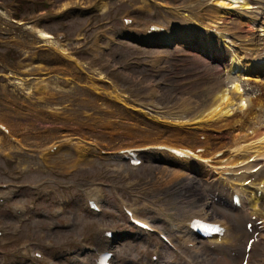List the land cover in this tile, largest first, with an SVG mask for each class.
I'll list each match as a JSON object with an SVG mask.
<instances>
[{"label": "rangeland", "instance_id": "rangeland-1", "mask_svg": "<svg viewBox=\"0 0 264 264\" xmlns=\"http://www.w3.org/2000/svg\"><path fill=\"white\" fill-rule=\"evenodd\" d=\"M95 1L23 0L18 6L16 0H0V119L4 118L3 123L10 126L12 136L22 144L0 134V156L4 151V155L9 154L15 160L11 163L4 157L3 165L0 157V183L17 182L8 178L5 172L21 175L19 182L53 180L70 165L72 159L78 157L75 146L81 139L89 147V155L80 168L74 169L72 176L61 182L84 185L87 178L84 187L88 186V189L95 179L109 184V188L102 189L103 212L100 214L83 212L78 188L71 191L74 199L66 209L72 221L69 227H63L60 219L49 215L55 198L35 202L34 194L23 190L17 195L19 200L34 203L36 207L30 221L23 224L16 235L12 233L9 237L15 242L24 239L39 241L41 225L56 223L60 227L49 233L54 241L63 244L71 237L77 240L89 239L90 236L97 250L101 246L97 245L95 230L103 225H112L125 232L126 238L117 247L116 264H144L146 255L155 247L161 251L157 264H264V223L260 224V216L251 212L250 207L233 210L225 185L204 189L200 196H193L195 199L189 205L197 207L204 204L210 218H222L232 226L230 241H201L198 250L185 251V257L179 258L155 237L148 240L137 232L134 234L125 223L111 197V188H116L130 203L136 204L140 215L159 228L168 229L170 224L160 209L167 210L174 203H181L188 196L187 188H199L200 185L195 174L188 187L183 185L186 180L183 177L169 181V176L160 172L163 165L159 156L144 155V164L138 168L98 158L99 148L114 150L162 140L190 144L188 140L184 142L180 135H165L162 127L155 128L156 124L131 107L125 108L112 96V92L118 90L130 105L134 97L145 100L147 84L160 79L164 84L154 99L158 106L172 105L181 97L199 101L207 92L204 86L209 84L211 71L222 69L225 60L206 48L196 33L188 40L170 43L166 47L139 45L137 36L135 39L124 31L122 15L132 14L138 22L156 21L168 26L171 22L180 23V17L158 9L147 0H103L104 7L93 14L89 8ZM193 1L176 0V4L187 8ZM89 19L94 21V30L88 25ZM34 26L51 35L53 41H58L57 45L64 48L67 56L56 52L52 44L34 32ZM97 28L109 31L116 43L97 52L87 49L86 43L96 40ZM75 34L79 40H73ZM60 36L63 37L61 41L58 40ZM102 41L107 43L104 39ZM157 53L166 57L160 65H163V70L155 73L145 63ZM74 56L81 69L72 62ZM134 60L139 64H133ZM116 65L119 66L117 70ZM96 68L98 72L94 71ZM185 77L188 78L182 80ZM38 81L45 84L43 89L36 90ZM93 84L98 90L91 86ZM191 131L197 137V132ZM222 134L213 130L207 132L212 138ZM54 143H60L62 150L49 155L47 162H42L39 159L41 149ZM44 185L51 187L50 181ZM134 193L140 197H134ZM56 196L58 200L60 195ZM4 223L9 229L16 224L9 217L4 219ZM259 225L262 229L258 228ZM237 231L239 236H236ZM250 238L254 242L246 259L244 247ZM82 250L80 247L78 251ZM80 256L89 258L87 252Z\"/></svg>", "mask_w": 264, "mask_h": 264}, {"label": "bare ground", "instance_id": "bare-ground-1", "mask_svg": "<svg viewBox=\"0 0 264 264\" xmlns=\"http://www.w3.org/2000/svg\"><path fill=\"white\" fill-rule=\"evenodd\" d=\"M227 1L230 3L224 0H218L216 2L227 5L234 3L233 0ZM246 6L252 7V9L245 11ZM198 9H204V12L198 15ZM186 10H188L186 13L179 12L178 10L172 12L174 15L180 17V23L175 24L176 28L174 30L177 31L176 33L180 35L181 39H189L197 26L205 29L207 33L210 34L209 23L216 24L214 22L220 20L225 15L229 18L225 21L226 24L223 29H239L236 35L239 40L224 37L227 43L215 44L214 41L216 40L208 35L207 37L211 42L209 40L204 41L200 37V42L204 41L206 43V48H210L215 54H217V50L221 53L218 54V57L225 60L223 68L218 70L213 69L211 71L209 84L204 86L207 92L202 100L198 101L195 99L190 101L187 98L181 97L178 102L163 107L162 110L159 109L160 111H158V114L160 117H167L175 119L176 121L179 120L178 122L181 123L187 122L192 125H200V135L203 134L202 131L205 129L206 124V126H210L211 123H215L216 125H214V127L216 128H228L227 133L217 136L216 138L207 135L209 137L204 144H207L208 148H211L213 151L220 147H225L227 148L230 160L246 161L250 159V163L248 162L246 169L258 168L251 176L243 175L238 179L239 181H248L249 183L247 186L244 188L230 186V189L231 191L241 192L245 203L247 202L246 204L250 207V211L258 214L264 222V188H261L264 184V63L260 64V61L257 59L260 57L258 52H261L264 48V0H244L234 13L221 10L214 5L212 6L209 0H196L193 2V5ZM196 16L198 21L201 19L199 22L202 24L196 21ZM171 24L174 23L171 22ZM244 27L246 29L243 30L242 28ZM33 28L36 33L46 40V42L54 46L56 52L65 56L64 49L58 46L57 42L52 40L51 35L41 28L35 26ZM217 34L221 37L224 36L219 30ZM171 39L172 36L169 35L166 37L165 41ZM76 66L81 69L78 62ZM186 78L188 77L182 78V80H186ZM41 84L42 86H40ZM91 86L94 87L95 90H98L97 85L93 84ZM35 87L36 90L43 89V81H38ZM155 90L158 92L157 89ZM39 93H41V91ZM112 96H114L117 101L121 102L125 108H128L125 96H123L122 93L117 90L112 92ZM156 108L162 107L156 106ZM188 111H191V114H189ZM0 121L4 122V118H1ZM200 121H204V124L200 123ZM157 123V125L164 126L160 122ZM6 125L10 128L8 124ZM157 125L155 128H159ZM162 131H164L167 136H171V134L180 135L179 137L184 139V142L188 140L191 145L198 142L194 132L184 134L179 129L169 127H162ZM236 133L248 134L249 139L247 143H241L242 140H236ZM9 134L12 135L11 128ZM78 145L79 143L76 144V149ZM60 149L58 153L62 150ZM88 149L89 148H87V150ZM85 158L82 159L80 166L84 163ZM160 159L163 165L160 172L169 176V181L173 182L176 179L178 180L179 177H183L186 179L183 185L188 187V184L192 182L193 174H195L198 176L197 181L200 185L199 188H187L188 196H185L181 203L174 204V206H171L167 210L160 209L164 217L170 223V227H175L177 225L175 223L183 220L184 215L190 209L194 208L189 205V203L195 199L193 196H200L205 192L204 189L221 186L224 185V183L220 181H215V183H213V178L215 177L212 176L203 165L194 161H189L188 156L173 160L169 155L167 156L162 153ZM197 190L198 192L196 194ZM100 192L101 189L99 190V194L102 196ZM200 205L203 206V204ZM74 219L76 220V215ZM231 229L232 226H226V231L223 235L214 236L208 240L211 242L216 240L230 241L232 240V236L230 235ZM239 233L240 232L237 231L236 236H239Z\"/></svg>", "mask_w": 264, "mask_h": 264}, {"label": "flooded vegetation", "instance_id": "flooded-vegetation-1", "mask_svg": "<svg viewBox=\"0 0 264 264\" xmlns=\"http://www.w3.org/2000/svg\"><path fill=\"white\" fill-rule=\"evenodd\" d=\"M2 163L4 165V160H2ZM1 171H2V175L4 176V168Z\"/></svg>", "mask_w": 264, "mask_h": 264}, {"label": "trees", "instance_id": "trees-1", "mask_svg": "<svg viewBox=\"0 0 264 264\" xmlns=\"http://www.w3.org/2000/svg\"><path fill=\"white\" fill-rule=\"evenodd\" d=\"M21 1H23V0H21Z\"/></svg>", "mask_w": 264, "mask_h": 264}]
</instances>
